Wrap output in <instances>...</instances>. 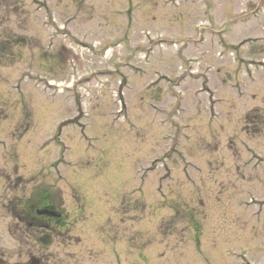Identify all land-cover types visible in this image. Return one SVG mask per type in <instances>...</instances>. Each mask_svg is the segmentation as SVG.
<instances>
[{
    "label": "rangeland",
    "instance_id": "obj_1",
    "mask_svg": "<svg viewBox=\"0 0 264 264\" xmlns=\"http://www.w3.org/2000/svg\"><path fill=\"white\" fill-rule=\"evenodd\" d=\"M36 188L74 224L43 252ZM34 253L264 264V0H0V261Z\"/></svg>",
    "mask_w": 264,
    "mask_h": 264
},
{
    "label": "flooded vegetation",
    "instance_id": "obj_2",
    "mask_svg": "<svg viewBox=\"0 0 264 264\" xmlns=\"http://www.w3.org/2000/svg\"><path fill=\"white\" fill-rule=\"evenodd\" d=\"M8 3H10V1H8ZM46 199V197H42L41 200H38L35 203L37 206L32 204L29 205V207L26 206L21 213H18L16 218V223H19L23 228H26V230L33 229L34 232L40 231L42 233L41 236L36 238V242L43 236L51 235L53 238L59 236L63 234L64 231L68 232L72 226L60 212H55L58 214L57 217L46 216V210H48V208L56 209L55 206L51 204V201ZM40 250L42 252L45 251L41 248ZM31 256H35L38 259V264H45L35 253L34 255H30V257ZM0 264H3L2 260Z\"/></svg>",
    "mask_w": 264,
    "mask_h": 264
}]
</instances>
